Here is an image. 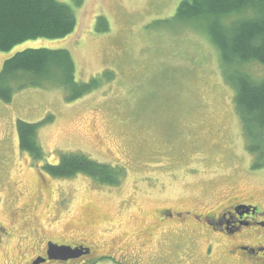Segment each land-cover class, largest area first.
<instances>
[{
    "label": "rangeland",
    "instance_id": "374dc122",
    "mask_svg": "<svg viewBox=\"0 0 264 264\" xmlns=\"http://www.w3.org/2000/svg\"><path fill=\"white\" fill-rule=\"evenodd\" d=\"M182 1L86 0L76 9L71 36L28 40L0 53V70L18 52L43 48L70 52L79 82L103 78L105 71L115 75L74 102L55 85L21 91L9 104L0 99V206H13L4 214L0 207V221L25 232L27 223L12 209L32 204L39 224L56 238L64 239L80 220L83 228L91 222L90 232H109L132 251L138 241L145 243L139 234L159 222L160 209L204 214L250 197L264 206V169H253L218 50L199 26L174 21ZM99 16L108 19L107 33L95 29ZM247 71L264 78L263 65L250 64ZM21 120L41 125L43 161L20 150ZM70 153L124 168L120 185L98 184L83 174L54 178L44 170V162L55 165ZM191 231L156 229L152 242L162 248L157 263L183 264L195 238ZM124 252L126 259L114 253L98 262L136 264Z\"/></svg>",
    "mask_w": 264,
    "mask_h": 264
},
{
    "label": "trees",
    "instance_id": "16d2710c",
    "mask_svg": "<svg viewBox=\"0 0 264 264\" xmlns=\"http://www.w3.org/2000/svg\"><path fill=\"white\" fill-rule=\"evenodd\" d=\"M86 0H0V53L28 40H60L76 30V9ZM174 21L194 23L218 50L223 77L234 90V106L241 120L246 148L254 170L264 169V78L248 73L250 64L264 66V0H183ZM99 34L110 31L108 19L97 17ZM0 70V99L12 102L14 96L30 88L55 85L64 88L68 102H74L114 80L112 72L89 82L77 80V65L67 50L39 48L18 52ZM41 125L17 124L19 147L32 160L43 161L38 131ZM59 163L44 162V170L54 178L89 176L98 184L119 186L124 168L107 166L79 153L65 154Z\"/></svg>",
    "mask_w": 264,
    "mask_h": 264
},
{
    "label": "flooded vegetation",
    "instance_id": "af4514ba",
    "mask_svg": "<svg viewBox=\"0 0 264 264\" xmlns=\"http://www.w3.org/2000/svg\"><path fill=\"white\" fill-rule=\"evenodd\" d=\"M40 182V185L45 186L47 181L41 178ZM16 198H11L9 203H15ZM5 205L0 206H4L3 214L13 207L8 203ZM31 205L12 209L11 215L19 216L27 223L29 229L25 232L21 233L0 221V264H99V260L109 259L114 253L123 255V250L132 263L136 261V264H158L162 248L158 243L152 242L153 233L156 229H174L176 226L192 230L195 236L186 250L188 255L185 256L183 264H264V206L254 203L252 197L249 200L230 199L218 209L204 214L160 209L159 222L139 234L141 239L144 237L142 241L145 243L138 241L131 246L132 251L127 244L114 241L109 232H90L95 226L91 222H85L83 228L80 220L64 231V239L56 238L52 230H45L39 224L34 215L36 206ZM147 235L151 236V240L145 239ZM57 247H71L78 257L61 259L52 252ZM122 257L126 259L125 255Z\"/></svg>",
    "mask_w": 264,
    "mask_h": 264
},
{
    "label": "water",
    "instance_id": "95a60500",
    "mask_svg": "<svg viewBox=\"0 0 264 264\" xmlns=\"http://www.w3.org/2000/svg\"><path fill=\"white\" fill-rule=\"evenodd\" d=\"M52 252H55L58 257H61V259H70L78 257V255H76V251L73 250L71 247H57V249L55 250L52 249Z\"/></svg>",
    "mask_w": 264,
    "mask_h": 264
}]
</instances>
